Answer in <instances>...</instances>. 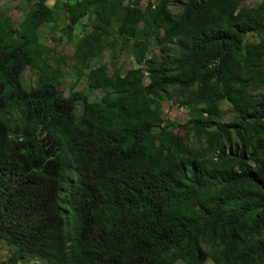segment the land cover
<instances>
[{
	"label": "trees",
	"instance_id": "obj_1",
	"mask_svg": "<svg viewBox=\"0 0 264 264\" xmlns=\"http://www.w3.org/2000/svg\"><path fill=\"white\" fill-rule=\"evenodd\" d=\"M47 2L15 29L0 14V264H264V1L57 0L60 40L92 16L73 44L94 102L59 89ZM116 44L134 67L91 66ZM27 66L45 83L25 89Z\"/></svg>",
	"mask_w": 264,
	"mask_h": 264
},
{
	"label": "rangeland",
	"instance_id": "obj_2",
	"mask_svg": "<svg viewBox=\"0 0 264 264\" xmlns=\"http://www.w3.org/2000/svg\"><path fill=\"white\" fill-rule=\"evenodd\" d=\"M36 0H0V14L7 13L13 22V28H17L19 22L25 14L27 8L35 7ZM125 3H130L131 1H138V3L144 7L147 3H154L156 0H124ZM264 0H244L242 6L245 8H256ZM57 0H48V5L52 7V16L53 21L50 23H44L38 27L37 32L39 36V42L48 46L55 47L54 52L51 54H56L61 60H64L65 63L62 66L63 75L60 79V87L64 96H68L69 92L74 90H83L88 92L89 101H99L103 91L100 89H95L92 91L87 90L86 82V70L81 69L80 62L74 55V39L76 36L82 32L90 29L91 14L85 16L81 22L75 27L73 32V41L65 42L60 40L59 28L64 23V12L58 7L56 3ZM256 43L258 42V36L248 34L246 39L243 41L245 44ZM149 46L152 51L157 52L155 43L152 39H149ZM56 51V52H55ZM115 54V55H114ZM114 55V57H113ZM103 63L106 66V71L108 74H111L115 70L125 71L135 66V63L131 57L130 51H121L119 50L118 44L114 49V52H111L109 48H105L102 52L100 60H94L91 62V66H97V64ZM81 71L82 74L78 75V71ZM21 81L25 89L31 87H38L45 83V80H42L38 74L31 70L28 66L23 70L21 74ZM250 93H262L264 92V86L257 87L249 91ZM221 108L224 111L223 119L228 121L232 115L231 106L225 101L221 102ZM80 108V104L76 106V111ZM163 117L169 120L174 121L175 123H182L187 118V111L184 107H180L177 104H170L168 101L162 102ZM176 131L182 133V130L175 129ZM14 247L7 245L4 241H0V260H6L13 253ZM42 261L38 259H25L20 261V264H41ZM174 264H186L182 260L178 259ZM204 264H213L210 259H206Z\"/></svg>",
	"mask_w": 264,
	"mask_h": 264
}]
</instances>
